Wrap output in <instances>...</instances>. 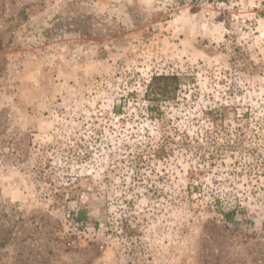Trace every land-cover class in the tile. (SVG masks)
I'll use <instances>...</instances> for the list:
<instances>
[{
	"label": "rangeland",
	"instance_id": "1",
	"mask_svg": "<svg viewBox=\"0 0 264 264\" xmlns=\"http://www.w3.org/2000/svg\"><path fill=\"white\" fill-rule=\"evenodd\" d=\"M0 264H264V0H0Z\"/></svg>",
	"mask_w": 264,
	"mask_h": 264
},
{
	"label": "trees",
	"instance_id": "2",
	"mask_svg": "<svg viewBox=\"0 0 264 264\" xmlns=\"http://www.w3.org/2000/svg\"><path fill=\"white\" fill-rule=\"evenodd\" d=\"M181 81V78L177 76H156L151 79V83L148 86V92L151 96V100L158 102L167 100L168 98V88L172 87L173 90V96L178 90L179 83ZM82 211H77L74 215V221L75 222H84L85 217L82 214ZM225 219H229V214L224 215Z\"/></svg>",
	"mask_w": 264,
	"mask_h": 264
}]
</instances>
